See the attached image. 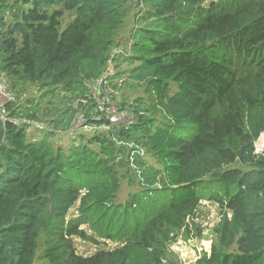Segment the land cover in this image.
I'll use <instances>...</instances> for the list:
<instances>
[{
  "label": "trees",
  "instance_id": "obj_1",
  "mask_svg": "<svg viewBox=\"0 0 264 264\" xmlns=\"http://www.w3.org/2000/svg\"><path fill=\"white\" fill-rule=\"evenodd\" d=\"M204 2L0 0V79L16 96L28 83L51 98L58 91L65 105L42 114L33 99L6 103L0 264H167L171 243L202 235L193 221L202 200L220 217L195 264H264V146L255 148L264 134V0ZM132 8L127 49L112 55ZM65 11L73 18L60 29ZM117 58L130 65L122 81L150 102L118 103L133 122L100 130L89 84L106 75L100 96L114 98L108 86L117 90L119 72L108 63ZM77 115L91 134L52 143ZM33 123L46 131L31 140ZM121 180L134 188L125 202L116 201ZM74 236L118 244L83 256Z\"/></svg>",
  "mask_w": 264,
  "mask_h": 264
},
{
  "label": "rangeland",
  "instance_id": "obj_2",
  "mask_svg": "<svg viewBox=\"0 0 264 264\" xmlns=\"http://www.w3.org/2000/svg\"><path fill=\"white\" fill-rule=\"evenodd\" d=\"M210 0H205L204 4L206 5ZM136 13V8H132L125 21V25L120 29L117 35V39L115 45L112 48V55H114L115 51H124L127 49L126 39L130 33L131 27L133 26L134 17ZM72 12L65 11L64 16L61 19L60 29H63L65 25L71 21L73 18ZM11 16V15H10ZM10 18V17H9ZM9 20V19H8ZM117 54V53H116ZM130 65L123 59H112L109 60L108 63V72L112 74L119 72L117 77L115 76L114 81L119 85L117 90H113L111 86H108L109 91H111L112 96L114 99L120 103L124 101L126 104L130 103L133 99L142 97L144 100L149 103L148 97L143 92L142 86H138L132 84L131 82L127 83L126 81H122L124 76H126L125 72L128 70ZM0 81L5 82L7 86V91L10 93L11 100H16L17 104L28 105L26 103L27 99H33V103L37 105L36 109L40 113H48L50 112H57L55 109L59 107L62 108L65 105L63 104V94L56 91L54 94L55 96L51 98L49 95H44L41 90L38 89L36 84H23L18 87V91L20 92L18 96H16V91L13 90L9 84V82L3 77ZM91 88V84H90ZM17 89V88H16ZM9 101V102H10ZM50 102V103H49ZM81 113V112H80ZM77 118L74 121V125L72 127V131L67 132H55L53 136L50 137L52 143L56 145H67L72 142V140L78 141L81 136L83 139H86L87 136L91 134L93 131L92 126L84 125L82 115H77ZM156 117L159 121L163 120V115L158 112ZM47 126V122L43 121ZM42 124L33 123L28 126V138L39 139L41 138L46 129L42 130ZM41 128V129H40ZM48 129V128H47ZM72 132V133H70ZM192 132V129L189 127L185 131L181 132V135L188 136ZM264 146V134H261L259 139L255 142L256 152H260ZM142 156L145 160L149 163L154 164L153 160L145 153H142ZM134 188L127 183L126 180H121L120 189L116 196L117 202H125L128 198V194L132 192ZM76 203L71 209L69 210L68 217L76 216ZM220 217L219 207L216 203L210 202L207 200H202L196 210L195 217L193 218L194 223L200 229H202V235H194L195 237H190L187 240L178 238L177 241L171 243L169 247V257L170 261L167 264H195V260L203 251H209L210 245L215 239V235L212 231L213 226L218 222ZM88 234H92V232L87 228V226H83ZM196 231H193L195 234ZM98 242H90L87 240H82L81 238L74 236L72 238L73 245L75 247L76 253L87 256L94 253L98 249H111L115 247L118 243L111 242L108 240L97 239ZM37 262V261H36ZM35 262V264H36Z\"/></svg>",
  "mask_w": 264,
  "mask_h": 264
},
{
  "label": "built area",
  "instance_id": "obj_3",
  "mask_svg": "<svg viewBox=\"0 0 264 264\" xmlns=\"http://www.w3.org/2000/svg\"><path fill=\"white\" fill-rule=\"evenodd\" d=\"M133 5L141 6L142 0H132ZM105 76L102 75L98 79H91L89 84L90 96L96 102V117L104 119L105 122L100 126V130L120 129L127 127L133 122V117L128 111L119 109L118 102L109 96H100V85L106 83ZM11 100L10 93L7 91L5 82L0 81V119L5 121L7 119L6 103Z\"/></svg>",
  "mask_w": 264,
  "mask_h": 264
}]
</instances>
